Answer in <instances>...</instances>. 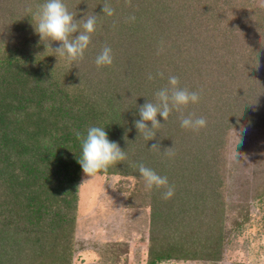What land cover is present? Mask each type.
I'll return each mask as SVG.
<instances>
[{"label": "trees", "instance_id": "1", "mask_svg": "<svg viewBox=\"0 0 264 264\" xmlns=\"http://www.w3.org/2000/svg\"><path fill=\"white\" fill-rule=\"evenodd\" d=\"M43 3L0 0V264H72L83 173L76 133L83 138L92 126L126 151L97 174L144 181L143 163L173 186L168 199L164 188L147 192L146 264L221 261L231 237L251 226L250 208L264 204V188L252 201L238 189L235 204L225 185L235 164L231 134L264 129V0H64L77 20L99 15L76 61H58L59 42L35 32ZM105 45L113 64L98 68ZM170 75L200 99L167 121L158 116L156 139L146 140L134 126L138 108L155 102ZM182 116L203 117L206 126L184 129Z\"/></svg>", "mask_w": 264, "mask_h": 264}, {"label": "rangeland", "instance_id": "2", "mask_svg": "<svg viewBox=\"0 0 264 264\" xmlns=\"http://www.w3.org/2000/svg\"><path fill=\"white\" fill-rule=\"evenodd\" d=\"M229 143L227 157L235 164L229 162L227 166L232 168V174L227 176L225 185L233 193L228 199L237 204L240 193L236 191L242 188L252 201L254 193L264 188V129L231 134ZM148 190L144 181L134 177H87L81 173L72 264H115V258L117 264H146L151 212ZM250 213L251 226L231 237L221 261L213 264H264V204L253 206ZM231 222L232 219L227 221V228Z\"/></svg>", "mask_w": 264, "mask_h": 264}, {"label": "clouds", "instance_id": "3", "mask_svg": "<svg viewBox=\"0 0 264 264\" xmlns=\"http://www.w3.org/2000/svg\"><path fill=\"white\" fill-rule=\"evenodd\" d=\"M130 4V0H126ZM103 15L109 17L114 15V9L107 2L103 4ZM96 14L85 13L80 20L69 11L64 0H45V3L39 6L36 13L35 32L40 36L41 41L45 38L51 41L59 42L60 46L53 50L56 57H66L70 61L81 60L84 58L85 51L91 43V34L96 31L97 17ZM129 19L135 20V16ZM46 50H47V45ZM113 52L110 46L105 45L101 52L95 57L96 66H110L113 64ZM79 75V73H78ZM161 77L163 73H158ZM154 77L149 74L148 79ZM200 96L197 92L189 91L187 88L179 87V78L170 75L168 85L161 88L155 93V102L147 100L146 103L139 106V119L134 122L135 128L140 136L146 140L156 139L158 129L162 124L157 119L163 117L167 121L169 115L175 110L179 112L189 104L198 103ZM149 122L150 125L149 126ZM181 127L192 131H199L206 126V120L203 117H181ZM77 137L81 139L82 156L78 159L83 173L87 177H94L102 170H107L110 166L126 160V151L122 150L115 141H110L107 131L102 127L92 126L87 129V135L81 138L79 132ZM127 140V135H125ZM152 150L161 151L159 144H153ZM170 149L163 150L165 155H171ZM140 176L145 181L147 189L164 188L165 199L174 195L173 186L169 185L168 178L157 174L153 169L146 167L143 163L137 165ZM86 180L83 182L85 183ZM82 183V184H83ZM81 184V185H82Z\"/></svg>", "mask_w": 264, "mask_h": 264}]
</instances>
